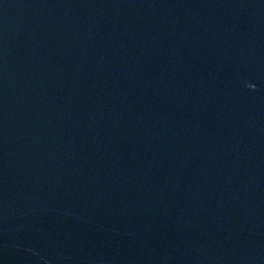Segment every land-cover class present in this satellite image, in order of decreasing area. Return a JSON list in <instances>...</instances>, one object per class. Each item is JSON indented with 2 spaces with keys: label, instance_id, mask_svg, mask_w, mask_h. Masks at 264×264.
<instances>
[{
  "label": "water",
  "instance_id": "obj_1",
  "mask_svg": "<svg viewBox=\"0 0 264 264\" xmlns=\"http://www.w3.org/2000/svg\"><path fill=\"white\" fill-rule=\"evenodd\" d=\"M0 264H264V0H0Z\"/></svg>",
  "mask_w": 264,
  "mask_h": 264
}]
</instances>
